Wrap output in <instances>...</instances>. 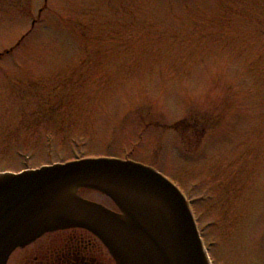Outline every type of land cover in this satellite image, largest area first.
Returning a JSON list of instances; mask_svg holds the SVG:
<instances>
[{"label": "rangeland", "instance_id": "obj_1", "mask_svg": "<svg viewBox=\"0 0 264 264\" xmlns=\"http://www.w3.org/2000/svg\"><path fill=\"white\" fill-rule=\"evenodd\" d=\"M80 157L156 167L213 264H264V0H0V172Z\"/></svg>", "mask_w": 264, "mask_h": 264}, {"label": "water", "instance_id": "obj_2", "mask_svg": "<svg viewBox=\"0 0 264 264\" xmlns=\"http://www.w3.org/2000/svg\"><path fill=\"white\" fill-rule=\"evenodd\" d=\"M102 193L116 209L85 198ZM85 228L117 264H212L184 193L155 168L116 157L0 172V264L48 231Z\"/></svg>", "mask_w": 264, "mask_h": 264}, {"label": "flooded vegetation", "instance_id": "obj_3", "mask_svg": "<svg viewBox=\"0 0 264 264\" xmlns=\"http://www.w3.org/2000/svg\"><path fill=\"white\" fill-rule=\"evenodd\" d=\"M7 264H117L99 237L81 227L48 231L16 248Z\"/></svg>", "mask_w": 264, "mask_h": 264}]
</instances>
